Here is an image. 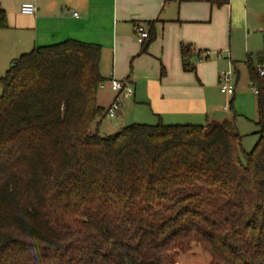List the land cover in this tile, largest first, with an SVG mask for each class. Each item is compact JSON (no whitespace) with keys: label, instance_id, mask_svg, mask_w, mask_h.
I'll return each mask as SVG.
<instances>
[{"label":"trees","instance_id":"obj_1","mask_svg":"<svg viewBox=\"0 0 264 264\" xmlns=\"http://www.w3.org/2000/svg\"><path fill=\"white\" fill-rule=\"evenodd\" d=\"M7 28L0 8V30ZM181 53L183 71L195 74L193 49L182 45ZM100 59V46L67 40L19 56L0 78V264H174L192 244L210 264H264L257 67L247 74L258 91V140L245 153L228 122L159 120L100 135L110 108L97 105Z\"/></svg>","mask_w":264,"mask_h":264},{"label":"crops","instance_id":"obj_2","mask_svg":"<svg viewBox=\"0 0 264 264\" xmlns=\"http://www.w3.org/2000/svg\"><path fill=\"white\" fill-rule=\"evenodd\" d=\"M23 3L33 4L36 13L21 15ZM0 8L8 24L0 30V78L14 60L35 48L67 40L98 45L103 89L109 85L112 99L106 103L97 95V105L106 109L117 104L122 111L120 98L126 96L137 109L145 108V118L156 124L159 120L162 124L203 122L194 126L228 122L239 133L233 105L238 66L246 71L248 66H264V0H229L220 9L205 0H0ZM148 22L155 23V38L141 54L133 29L139 24L148 31ZM182 45L193 49L190 62L195 74L182 69ZM205 52L207 59L198 62L196 54L203 58ZM106 66L111 70L104 76ZM226 66L236 76L231 97L218 88L219 74ZM112 80L124 82L120 92H111ZM228 111H232L230 118L225 117Z\"/></svg>","mask_w":264,"mask_h":264},{"label":"rangeland","instance_id":"obj_3","mask_svg":"<svg viewBox=\"0 0 264 264\" xmlns=\"http://www.w3.org/2000/svg\"><path fill=\"white\" fill-rule=\"evenodd\" d=\"M252 59L255 62V57H252ZM110 66H106L103 70L104 72L101 73L104 76H107L110 74ZM238 70L240 71L239 80L237 82V85H235V98H234V108L236 111V114L238 115L237 119V128L239 131V134L242 136V149L245 153L250 152L254 145L256 144L258 140V136L255 133L257 131V127L255 128L254 122L257 120V111H256V104H255V96L252 92L251 86L248 81L247 77V71L245 66H238ZM222 72H231L232 73V79H233V86L236 82V76L233 74V69L231 66H226L222 70ZM4 76V75H3ZM107 86V87H106ZM105 89H99L98 90V96L100 99L105 100L106 103L109 102L110 99H112V95L108 93V87L109 85H106ZM219 88V83H218ZM118 95L120 93H117ZM114 95V96H117ZM131 93H128L130 95ZM122 96V95H121ZM120 96V97H121ZM222 96V95H221ZM119 97V98H120ZM126 97V96H125ZM120 98L121 102H123V109L120 112H117L115 117L110 119L106 117L102 123L99 125V131L100 135H111L115 132L114 127L115 125H118L119 127H126L132 124H143V125H155L156 123L154 121H149L148 118H145L147 116V111L145 108H136L132 104L131 99H128L126 101V98ZM118 98V99H119ZM223 99H225L222 96ZM226 100V99H225ZM226 105V103L224 104ZM232 116V111H228L225 114V117L230 118ZM153 123V124H149ZM201 124H168L165 122V125H202L203 122H200ZM96 129V125L93 124L91 126V131H94ZM174 264H210V259L206 253L202 251V249L192 244L190 250L185 254H179L178 258L175 260Z\"/></svg>","mask_w":264,"mask_h":264},{"label":"built area","instance_id":"obj_4","mask_svg":"<svg viewBox=\"0 0 264 264\" xmlns=\"http://www.w3.org/2000/svg\"><path fill=\"white\" fill-rule=\"evenodd\" d=\"M19 12L21 15L24 16H33L36 13V8L31 3H23L19 8ZM76 16V15H74ZM134 36L136 38L137 43L144 44L148 39V31L142 27L141 25H135L134 29ZM208 53L205 52L203 54V58L207 57ZM259 77L264 76V70L260 67H257ZM124 82H119L112 80L110 82V90L113 93L120 92L123 88ZM104 85H99V89H103ZM219 91L221 94L225 95L226 97H231L234 94V87H233V79L231 72H222L219 74ZM252 92L255 96H257L258 91L256 89H252ZM228 106L224 108V110H228ZM120 107L117 104H113L108 109L107 117L112 119L115 117L116 113L119 112Z\"/></svg>","mask_w":264,"mask_h":264}]
</instances>
